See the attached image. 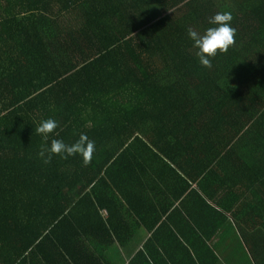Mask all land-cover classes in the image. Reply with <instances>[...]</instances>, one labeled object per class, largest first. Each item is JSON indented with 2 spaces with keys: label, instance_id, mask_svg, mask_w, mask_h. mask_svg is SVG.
<instances>
[{
  "label": "trees",
  "instance_id": "trees-1",
  "mask_svg": "<svg viewBox=\"0 0 264 264\" xmlns=\"http://www.w3.org/2000/svg\"><path fill=\"white\" fill-rule=\"evenodd\" d=\"M220 11L235 42L202 67L187 32ZM48 118L88 164L42 162ZM158 185L196 204L198 264L227 213L264 264V0H0V264H112L124 186Z\"/></svg>",
  "mask_w": 264,
  "mask_h": 264
},
{
  "label": "crops",
  "instance_id": "crops-1",
  "mask_svg": "<svg viewBox=\"0 0 264 264\" xmlns=\"http://www.w3.org/2000/svg\"><path fill=\"white\" fill-rule=\"evenodd\" d=\"M183 188L124 186L126 201L134 208L127 219L141 225L127 246L109 249L112 264H133L131 260L138 254L141 255L139 264H198L196 254L190 247L198 246L196 204L180 203V200H184L179 195ZM191 188L196 189L197 186ZM154 222L166 224L155 235L152 230L146 229V226L150 227ZM206 245L216 256V264H254L250 250L228 213L215 235L206 241ZM203 255H207V262L211 261L208 252H202Z\"/></svg>",
  "mask_w": 264,
  "mask_h": 264
},
{
  "label": "clouds",
  "instance_id": "clouds-1",
  "mask_svg": "<svg viewBox=\"0 0 264 264\" xmlns=\"http://www.w3.org/2000/svg\"><path fill=\"white\" fill-rule=\"evenodd\" d=\"M233 17L229 11H220L212 15L208 19L210 27L203 32L189 29L188 38L192 42V47L196 50L195 57L202 67L209 68L212 66L211 58L218 53L226 52L228 48L235 42L236 29L231 26ZM57 128V121L48 118L42 120L36 128V133L41 136L44 141H49V135ZM95 152V141L81 133L78 140L72 144H66L61 139H51L50 142L41 145L38 157L42 159L44 164L50 162L54 155H60L64 158L67 156L79 155L82 162L86 165L92 159Z\"/></svg>",
  "mask_w": 264,
  "mask_h": 264
}]
</instances>
